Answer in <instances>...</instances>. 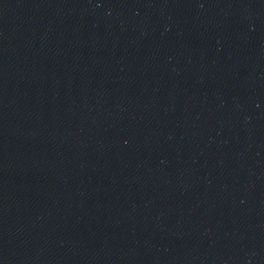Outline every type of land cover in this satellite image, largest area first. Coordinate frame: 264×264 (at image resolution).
Returning a JSON list of instances; mask_svg holds the SVG:
<instances>
[{
  "label": "water",
  "instance_id": "1",
  "mask_svg": "<svg viewBox=\"0 0 264 264\" xmlns=\"http://www.w3.org/2000/svg\"><path fill=\"white\" fill-rule=\"evenodd\" d=\"M0 264H264V0H0Z\"/></svg>",
  "mask_w": 264,
  "mask_h": 264
}]
</instances>
